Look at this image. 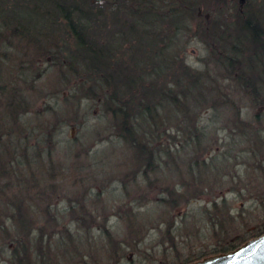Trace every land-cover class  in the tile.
Masks as SVG:
<instances>
[{
  "label": "rangeland",
  "instance_id": "rangeland-1",
  "mask_svg": "<svg viewBox=\"0 0 264 264\" xmlns=\"http://www.w3.org/2000/svg\"><path fill=\"white\" fill-rule=\"evenodd\" d=\"M236 4V0L228 4L210 2L198 9V17L208 19L212 12V16L228 25L233 22L232 7ZM249 5L264 14V0H249ZM197 23L195 20L192 27L197 28ZM196 28L186 36L176 37L167 47L169 72L178 70L180 77L181 68H189L198 74L205 93L217 88L223 95L229 94L227 97L239 110L236 116L228 104L213 108L209 102L194 109L190 105L195 104L188 101L187 106L203 131L202 145L194 142L183 145L187 135L177 131L188 121L177 112L178 106L155 108L163 125L157 132L166 129L163 135L158 137L149 122L146 124L133 115L129 119L133 136L125 135L123 129L115 126L110 112L102 107V99L109 91L98 86L94 97L100 100L89 97L85 89L91 82L86 72L81 70L72 78L58 59L38 61L33 70L21 75L22 80L16 85L24 110L20 111L23 114L18 121L22 131L29 129L31 134L24 132L12 145L19 149L28 147L27 155L33 153L36 145L49 151L57 172L56 181L52 182L56 190L48 192L47 197H52L45 201L48 209L58 215L53 226V218L44 219L33 211L30 203L37 202L39 192L37 188L26 189L24 167H21L24 177L20 170L18 177L3 178L0 211L8 212L17 199L28 206L30 226L41 228L44 224L50 234L37 241L31 238L25 244L26 256L24 235L6 220V228H0V264H21L27 257L31 264H187L220 253V247L238 246L264 232V89L253 81L259 86L256 97L239 92L234 85L236 80L232 75L227 77L230 73L226 66L217 62L225 47L221 39L204 36ZM127 48L128 44L118 45L116 64L129 61L131 54ZM14 50L11 56L21 58ZM174 56L176 60L172 63L170 59L174 60ZM147 66L141 77L135 75L139 83L131 93L117 94L122 106L141 97V90L151 80H162L176 91L171 77H165L167 64L159 72L160 78L155 73L145 74ZM130 72L134 75V71ZM211 96L207 94L213 100ZM145 98L144 103L149 102L150 97L146 101ZM180 99L185 102V98ZM153 100L155 103L156 99ZM128 109L137 112L135 105ZM236 118L247 123L240 130L235 127ZM49 129L50 141L43 137L47 132L39 131ZM132 138L152 149L151 169L142 163L134 167L130 158L135 152L128 144ZM173 141L177 148L172 146ZM170 145L172 148L167 152L171 156L167 157L164 147ZM13 159L22 162L16 154ZM173 159L178 160L177 164ZM195 159L200 164L191 166ZM190 166L191 174L181 173L188 184L187 192L173 204L174 199L167 191L180 189L178 173ZM28 168L35 171L40 181L35 162ZM163 198L168 202L162 201Z\"/></svg>",
  "mask_w": 264,
  "mask_h": 264
},
{
  "label": "trees",
  "instance_id": "trees-1",
  "mask_svg": "<svg viewBox=\"0 0 264 264\" xmlns=\"http://www.w3.org/2000/svg\"><path fill=\"white\" fill-rule=\"evenodd\" d=\"M210 2L231 3L229 0H0V181L2 182L5 177H18L21 174V167H24L27 177L26 189L37 188L39 192L37 202L30 203L34 206L33 211L38 212L44 219L53 218L52 224L55 226L58 213L50 211L46 206V201L52 197V195L47 197V193L56 190L53 183L57 174L55 163L50 160L49 151L42 145H36L32 148L33 153L27 155L25 152L28 147L19 149L12 145L23 137L24 132L28 131L27 135L31 134L29 129L22 131L19 126L18 120L22 118L19 115L23 114L20 111L24 110V106L18 93L17 81L22 80L21 75L28 69L33 70L41 60L58 59L65 67L68 76L72 78L81 70L86 72V78H89L91 84L87 86L85 93L93 99L100 100V97H94V92L98 90V86L105 87L109 93L102 99V107L110 112L116 122L115 126L123 129L124 134L130 137L133 136L129 131H133L129 124L132 115L142 119L146 124L149 122V127L154 129L152 131L158 137L166 132V129L157 132L159 126L162 128L163 125L162 118L155 113V108L158 110L178 106L180 111L177 112L182 113L184 120L188 121L177 131L186 133L187 137L183 141V145L186 146L193 142L198 145L203 144L201 138L203 131L199 129L196 115L193 117L190 107L194 109L197 106L203 107L206 105L205 102H209L214 108L218 104L226 103L238 116L239 110L233 106L234 101L227 97L229 94L223 95L216 86V89L205 93L203 84L198 82L200 78L197 73L183 66L180 67L179 77L178 70L169 72V60L165 57L167 47L176 41V37L186 36L196 28L192 27L196 20L198 32L213 39L219 37L224 44V50L219 55L220 61L217 62L226 66L230 73L227 77L230 78L232 75L234 81L236 80L237 83L234 85L237 86L238 91L256 97L255 90L258 85L253 81L264 89V17H262L264 14L260 13L263 11L250 8L249 0H245L243 4L237 2L236 6L232 7L233 22L226 25L212 16V12L208 19L204 16L205 20H203V15L198 17V9ZM51 37L58 38V42L50 40ZM121 43L128 44L126 51L131 55L129 61L118 65L116 52ZM12 50L15 54L21 55V58L11 56ZM51 56L53 58H50ZM175 60L176 56L174 60L172 57L170 59L172 63ZM165 64H167L165 77H171L177 92L162 80L155 79L151 80L147 88L141 90V97L137 96L136 101L128 100L123 106L121 105L117 94L131 93L136 88L139 78L135 75L141 77L145 66L148 65L145 74L152 76L155 73L160 78L162 76L159 77V72L163 71ZM242 64L244 66H240ZM130 71H134V75ZM207 94H212L213 100L208 99ZM145 97H150L149 102L144 103L142 99ZM182 97L185 98V102L184 99H180ZM154 98L155 103H153ZM188 101L195 106H187ZM251 102L255 103L254 100ZM131 104L136 106L137 112L133 113L128 109L131 108ZM201 114L197 115L200 117ZM236 119L235 127L238 130L247 124ZM40 128L42 129L41 126ZM50 130H39L41 133H48L43 134L48 141L52 133L49 132ZM128 144L135 152L134 157L130 158L134 160V167L137 168L142 163L150 168L154 163L152 149L133 138L128 140ZM172 144L173 147L178 146L174 141ZM172 146H166L167 149L164 147L167 157L171 156V152L168 153L167 150H171ZM15 154L22 162L14 161ZM196 159L191 166L200 164L199 159ZM33 162L41 174L40 181L35 177V171L28 168ZM173 162L177 164L178 160L173 159ZM191 166L188 170H181L178 173L179 177L176 176L180 189L167 191L174 199L173 204L187 192L188 184L181 173L191 174L193 172ZM25 174L23 172V177ZM34 182L42 183L40 186L38 184L35 186ZM181 188L183 190L179 192ZM162 201L168 202V199L163 198ZM213 205L216 206L215 201ZM27 210L28 206L16 199L8 212L0 211V228L5 229V221L9 220L14 227H18L17 232L24 235L22 239L25 241L23 243L25 252L23 253L26 256L28 249L25 244L27 242L29 244L31 238L37 241L38 238L50 234V229L44 228V224L41 228L30 226ZM24 223L28 226L25 227ZM24 228L26 230L22 231ZM20 242L21 238L18 244ZM235 247L236 245L229 244L220 247L218 252ZM20 257L24 259L23 255ZM17 261L19 262V257ZM23 262L21 264H31L28 257Z\"/></svg>",
  "mask_w": 264,
  "mask_h": 264
},
{
  "label": "water",
  "instance_id": "water-1",
  "mask_svg": "<svg viewBox=\"0 0 264 264\" xmlns=\"http://www.w3.org/2000/svg\"><path fill=\"white\" fill-rule=\"evenodd\" d=\"M187 264H264V233L245 241L233 250L206 256Z\"/></svg>",
  "mask_w": 264,
  "mask_h": 264
},
{
  "label": "flooded vegetation",
  "instance_id": "flooded-vegetation-1",
  "mask_svg": "<svg viewBox=\"0 0 264 264\" xmlns=\"http://www.w3.org/2000/svg\"><path fill=\"white\" fill-rule=\"evenodd\" d=\"M229 1L234 2L235 0H229Z\"/></svg>",
  "mask_w": 264,
  "mask_h": 264
}]
</instances>
